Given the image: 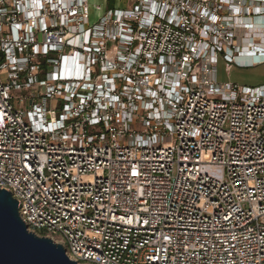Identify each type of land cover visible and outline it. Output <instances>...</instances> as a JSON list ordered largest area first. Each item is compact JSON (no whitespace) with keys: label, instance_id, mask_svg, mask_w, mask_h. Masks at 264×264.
Segmentation results:
<instances>
[{"label":"built area","instance_id":"obj_1","mask_svg":"<svg viewBox=\"0 0 264 264\" xmlns=\"http://www.w3.org/2000/svg\"><path fill=\"white\" fill-rule=\"evenodd\" d=\"M220 57L264 63V0L95 23L90 0H0V189L28 230L78 264H264V84L220 82Z\"/></svg>","mask_w":264,"mask_h":264},{"label":"water","instance_id":"obj_2","mask_svg":"<svg viewBox=\"0 0 264 264\" xmlns=\"http://www.w3.org/2000/svg\"><path fill=\"white\" fill-rule=\"evenodd\" d=\"M0 264H78L61 243L28 230L19 201L0 189Z\"/></svg>","mask_w":264,"mask_h":264},{"label":"rangeland","instance_id":"obj_3","mask_svg":"<svg viewBox=\"0 0 264 264\" xmlns=\"http://www.w3.org/2000/svg\"><path fill=\"white\" fill-rule=\"evenodd\" d=\"M131 4L132 0H90L92 23H95L108 8H126ZM94 5H101L102 9L98 11ZM217 76L220 82L229 81L242 86L264 84V63L249 67L233 65L230 70H227L226 62L220 57L217 63Z\"/></svg>","mask_w":264,"mask_h":264},{"label":"snow or ice","instance_id":"obj_4","mask_svg":"<svg viewBox=\"0 0 264 264\" xmlns=\"http://www.w3.org/2000/svg\"><path fill=\"white\" fill-rule=\"evenodd\" d=\"M0 119H2V117H0ZM130 222V221H129Z\"/></svg>","mask_w":264,"mask_h":264}]
</instances>
